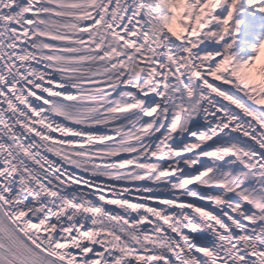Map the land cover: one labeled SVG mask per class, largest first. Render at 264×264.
Wrapping results in <instances>:
<instances>
[{"label":"snow or ice","instance_id":"1","mask_svg":"<svg viewBox=\"0 0 264 264\" xmlns=\"http://www.w3.org/2000/svg\"><path fill=\"white\" fill-rule=\"evenodd\" d=\"M0 264H264V0H0Z\"/></svg>","mask_w":264,"mask_h":264}]
</instances>
